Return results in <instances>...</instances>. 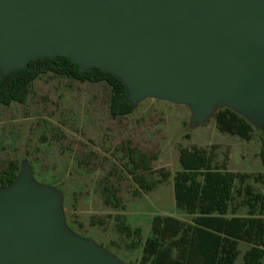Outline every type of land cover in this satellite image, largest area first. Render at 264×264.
Here are the masks:
<instances>
[{"label": "water", "instance_id": "95a60500", "mask_svg": "<svg viewBox=\"0 0 264 264\" xmlns=\"http://www.w3.org/2000/svg\"><path fill=\"white\" fill-rule=\"evenodd\" d=\"M66 58L147 100L187 107L189 130L222 109L264 131V0H0V73ZM65 194L24 158L0 187V264H127L72 230Z\"/></svg>", "mask_w": 264, "mask_h": 264}, {"label": "trees", "instance_id": "16d2710c", "mask_svg": "<svg viewBox=\"0 0 264 264\" xmlns=\"http://www.w3.org/2000/svg\"><path fill=\"white\" fill-rule=\"evenodd\" d=\"M42 80L56 82L63 91L72 90L74 85L102 88L111 120L127 118L134 112L125 102L126 89L120 80L99 69L82 72L66 58L31 62L27 70L13 73L5 79L0 73V107L26 105L34 87ZM59 99H63V94ZM213 121L221 134L244 141H251L256 131L229 109L219 110ZM46 130L49 133V129ZM57 135L52 137L59 142ZM49 142L43 134L40 144L47 146ZM102 148V155L86 149L75 156L74 150L62 145H59V152L64 156V151H69L72 160L84 172L103 168L101 196L106 207L120 212L126 210L122 193L124 185L134 187L132 196L140 199L172 179L176 207L191 217L190 222H184L170 216H157L152 221L151 235L145 239L141 228H133L126 216L117 215L114 218L117 239L108 245L100 244L127 264H237L241 257L242 264H264V192L254 185L264 184V174L230 171L229 156L226 154L220 160V147L217 145L180 147V170L174 175L165 169H155L152 163L159 156L140 151L130 140ZM40 156L26 155L30 158L35 178L61 189L56 183V169H47ZM259 158L264 170V145ZM22 160L0 159V187L10 186L15 181ZM67 222L76 233L89 237L83 226L75 228L73 218H67ZM91 225L106 231L108 220L98 218ZM241 244L248 247L243 255ZM139 251L140 257L130 261L122 254Z\"/></svg>", "mask_w": 264, "mask_h": 264}, {"label": "rangeland", "instance_id": "374dc122", "mask_svg": "<svg viewBox=\"0 0 264 264\" xmlns=\"http://www.w3.org/2000/svg\"><path fill=\"white\" fill-rule=\"evenodd\" d=\"M60 94L63 99H59ZM105 101L106 93L102 88L74 85L72 90L63 91L56 82L42 80L34 87L26 105L0 107V159H30L27 154H40L47 169H56V183L65 194L67 218H73L75 228L83 226L89 238L99 244L108 245L117 239L114 224L117 215L126 216L133 228H141L145 239L151 235L152 221L157 216H170L184 222H190L191 217L176 207L172 179L140 199L133 198L134 187L124 185L122 193L126 210L120 212L106 207L101 196L103 168L98 167L90 173L80 170L69 151L63 150L64 156L60 155L59 145L74 150L75 156L86 149L102 155V147H114L130 140L140 151L159 156L152 163L155 169H165L173 175L180 170V147L217 145L220 160L228 154L230 171L264 174L259 158L264 131L256 130L251 141H244L221 134L213 120L190 131L187 107L155 100L141 103L127 118L111 120ZM45 125L49 127L45 128ZM56 133L59 142L52 137ZM43 134L50 140L47 146L40 144ZM61 136H64L63 140H60ZM254 185L264 192V184ZM93 218L108 220L106 231L92 226ZM247 249L241 244L242 255ZM122 254L129 261L140 257V251ZM237 264H242V257Z\"/></svg>", "mask_w": 264, "mask_h": 264}]
</instances>
